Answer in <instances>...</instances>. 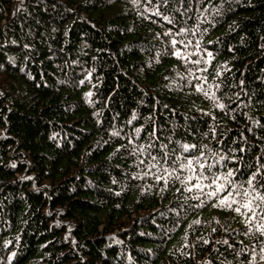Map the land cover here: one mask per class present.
Wrapping results in <instances>:
<instances>
[{
	"label": "trees",
	"instance_id": "16d2710c",
	"mask_svg": "<svg viewBox=\"0 0 264 264\" xmlns=\"http://www.w3.org/2000/svg\"><path fill=\"white\" fill-rule=\"evenodd\" d=\"M260 196L264 0H0V264H264Z\"/></svg>",
	"mask_w": 264,
	"mask_h": 264
},
{
	"label": "snow or ice",
	"instance_id": "6c2138e0",
	"mask_svg": "<svg viewBox=\"0 0 264 264\" xmlns=\"http://www.w3.org/2000/svg\"><path fill=\"white\" fill-rule=\"evenodd\" d=\"M175 43H176V42L173 41V44H175ZM176 55H177V56H180V53L177 52ZM221 107H223V106L221 105ZM185 151H188V146H185ZM193 163H194V162H193L192 160H188V161H187V167L191 168L192 165H193ZM195 163H196V164H199L201 168L204 167V165L200 162L199 159H197V160L195 161ZM228 176L230 177V176H231V173H228ZM218 179H219L218 177H215V176H214V177H213V182H214V183L217 182ZM224 179H225L226 182L231 183L230 181H228V178H227V177H224ZM253 179H254V178H253ZM250 183H251V182H250ZM196 187H197V188H200V185L197 184ZM224 190H226V189H225V185H224V184H219L217 190H216V191H213V192H211V193H209V195L215 196V195H217V192H218V191H224ZM245 195L247 196V193H245ZM259 199L262 200V201H264V196H260ZM234 202H235V201H228V200H226V199H221V201H220V203H221L222 205L227 206V207H231V204L234 203ZM250 204H251V201H249V203H245V204L243 205V207L248 208V209L251 211ZM235 211H240V209H239V208H236Z\"/></svg>",
	"mask_w": 264,
	"mask_h": 264
}]
</instances>
